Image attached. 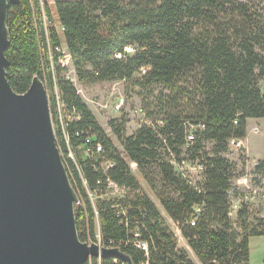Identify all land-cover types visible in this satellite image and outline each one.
<instances>
[{
    "label": "trees",
    "instance_id": "obj_1",
    "mask_svg": "<svg viewBox=\"0 0 264 264\" xmlns=\"http://www.w3.org/2000/svg\"><path fill=\"white\" fill-rule=\"evenodd\" d=\"M263 5L264 0H57L52 11L47 0H21L10 7L7 79L18 94L35 77L51 92L57 145L79 196L81 241L120 248L133 264H196L179 247L131 162L202 264H250V241L264 237V217L253 216L246 205L232 214L236 166L227 154L231 142L246 139L249 120H264ZM63 47L82 83L132 81L146 70V86L168 91L159 98L163 116L150 119L163 125H142L129 136L125 119L111 120L121 152L66 78L68 66L56 50ZM128 47L135 53L127 55ZM116 53L127 57L116 59ZM97 145L102 153L86 154ZM184 164L200 165L199 185L177 170ZM254 175L264 191V159ZM108 180L126 189L125 196L102 198ZM135 232L148 242V258L128 243ZM86 264L117 263L91 258Z\"/></svg>",
    "mask_w": 264,
    "mask_h": 264
},
{
    "label": "water",
    "instance_id": "obj_2",
    "mask_svg": "<svg viewBox=\"0 0 264 264\" xmlns=\"http://www.w3.org/2000/svg\"><path fill=\"white\" fill-rule=\"evenodd\" d=\"M20 2L0 0V264H133L120 248L81 241L79 196L57 145L47 88L35 77L18 94L7 79L9 11Z\"/></svg>",
    "mask_w": 264,
    "mask_h": 264
},
{
    "label": "rangeland",
    "instance_id": "obj_3",
    "mask_svg": "<svg viewBox=\"0 0 264 264\" xmlns=\"http://www.w3.org/2000/svg\"><path fill=\"white\" fill-rule=\"evenodd\" d=\"M47 1L51 6L52 11L55 10L54 7L57 0ZM262 9H264V5ZM261 12L264 14V10H261ZM61 52L64 54L63 59H65L68 63V72L73 78V83L78 92L92 110L100 126L104 129L108 137L112 139L116 147L121 152H123V147L111 131V120L125 119L127 121V135L130 136L139 129V123L142 120V117L135 113L136 109L141 107L145 109L147 122H150L151 118L163 116L160 112L159 98L160 95H168V91L162 85L146 86L143 81L146 70H143L141 74H137L135 79L132 81L114 80L98 83H82L76 76L72 62L69 59L70 57L67 49L63 47ZM259 87L261 90H264V80L260 81ZM47 91L50 98L51 92L49 90ZM121 98L125 99V107L121 112H117L115 107L120 103ZM210 148H212V144L208 145V149ZM72 158H74V155ZM227 158L230 159V161L236 166L235 178L233 179L231 190L233 202H236L239 205V209L242 207L241 205L249 207L253 216L264 217V191L256 184L254 175V170L258 161L264 159V120H249L248 135L246 139L238 142H231ZM129 164L145 192L160 208V210L165 213L161 207L157 193L145 180L137 165L131 162H129ZM177 170L179 172H183V175L194 185H199L203 181V172L198 164H186L183 165L182 168L177 167ZM124 196L125 195L121 190L108 189L107 193L103 195L102 198H121ZM241 196L244 198L243 202L240 201ZM164 217L166 223L177 235L179 247L186 251L189 259H191L194 263L202 264L189 248L186 240L182 237L180 230H178L177 225H175L166 214ZM250 264H264V237L251 238Z\"/></svg>",
    "mask_w": 264,
    "mask_h": 264
},
{
    "label": "built area",
    "instance_id": "obj_4",
    "mask_svg": "<svg viewBox=\"0 0 264 264\" xmlns=\"http://www.w3.org/2000/svg\"><path fill=\"white\" fill-rule=\"evenodd\" d=\"M61 49L60 48H57L56 50L59 53H62L61 52ZM135 50L136 49L133 48V47H128L127 50H126L127 55L134 54L135 53ZM62 55H64V54L62 53ZM127 55H123V54H120V53H116L115 54V58L116 59H124V58L127 57ZM69 59L71 60V58H69ZM65 62H66V60H65ZM66 65L68 66V63L67 62H66ZM66 78L69 79V80H71L72 82L74 81L73 78L71 77V75L69 74V72L66 73ZM59 106H60V110H61L62 106L61 105H59ZM124 107H125V99L124 98H121V101H120L119 104H117V106L115 107V110L117 112H121ZM135 113L137 115H139V116L142 117V120L139 123L140 126H142V125H150L152 127H156L158 125H163V121L161 119L157 120L156 123H152L151 120H150V122H147L146 121V118H147L146 115L147 114H146V111H145V109L143 107H141L139 109H136L135 110ZM193 140H194V135L193 134H190L189 137H188V139H187L188 144L190 145L193 142ZM87 143H91V141L90 140H87ZM95 150L98 153H102L103 152V148H102L101 145H97L96 148H90V147H88L85 150V152H86L87 155H92ZM71 157H73V154L72 153H71ZM184 165H186V164H184ZM112 166H113L112 164L109 165V167H112ZM177 167H179V166H177ZM179 168H182V167H179ZM107 183H108V189H118V190H121L124 194L126 193V189L120 188L114 182L108 180ZM263 196H264V193H263ZM243 199L244 198L242 197L240 199V201L243 202ZM244 202H247V201H244ZM238 209H239V205L236 202H233V209H232L233 213L232 214L236 213ZM191 224L192 225H195V222L193 221ZM99 238H100V236H99ZM128 243H132L137 249H140V250L144 251L145 254H146V257L148 258V256H149V244H148V242H145V241H142L141 240V234L139 232H135L133 234V238L131 239V242H128ZM89 244H91V243H89ZM99 245H100V247H102L100 242H99ZM110 248H117V247H110ZM118 261H119V259H115V263L118 264ZM125 264H127V263H125ZM142 264H149V262L147 261V262L142 263Z\"/></svg>",
    "mask_w": 264,
    "mask_h": 264
},
{
    "label": "crops",
    "instance_id": "obj_5",
    "mask_svg": "<svg viewBox=\"0 0 264 264\" xmlns=\"http://www.w3.org/2000/svg\"><path fill=\"white\" fill-rule=\"evenodd\" d=\"M163 215H165V213H163ZM181 248V247H180Z\"/></svg>",
    "mask_w": 264,
    "mask_h": 264
}]
</instances>
